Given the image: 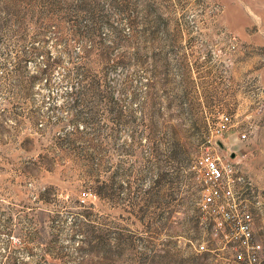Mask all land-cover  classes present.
Returning a JSON list of instances; mask_svg holds the SVG:
<instances>
[{
	"label": "rangeland",
	"instance_id": "1",
	"mask_svg": "<svg viewBox=\"0 0 264 264\" xmlns=\"http://www.w3.org/2000/svg\"><path fill=\"white\" fill-rule=\"evenodd\" d=\"M78 1L0 0V264H228L231 229L199 206L205 152L243 178L234 197L264 264V0H114L136 29L111 0H84L123 43L106 25L73 34ZM77 66L100 94L76 120Z\"/></svg>",
	"mask_w": 264,
	"mask_h": 264
},
{
	"label": "built area",
	"instance_id": "2",
	"mask_svg": "<svg viewBox=\"0 0 264 264\" xmlns=\"http://www.w3.org/2000/svg\"><path fill=\"white\" fill-rule=\"evenodd\" d=\"M230 123L228 114H220L216 134L221 135ZM197 166L203 171L200 182L204 194L200 208L208 213V208L212 209V226L216 233H223L227 227L231 229L229 239L234 245L228 264H258L262 246L254 238L251 210L234 197L236 183L243 180L237 175L234 162L217 153L205 152L199 156Z\"/></svg>",
	"mask_w": 264,
	"mask_h": 264
},
{
	"label": "trees",
	"instance_id": "3",
	"mask_svg": "<svg viewBox=\"0 0 264 264\" xmlns=\"http://www.w3.org/2000/svg\"><path fill=\"white\" fill-rule=\"evenodd\" d=\"M109 6L111 8H114V10L119 11L121 14H124L123 17L126 19L127 23L133 28L136 29V27L139 25L140 20L138 19V16L131 15L130 12V6L127 4H115L114 0H111L109 3ZM74 11L76 14L74 16L69 17L66 19L64 22L68 23L70 25V28L73 31V34L76 36L82 38V39H92L97 30L99 29L100 25H106L111 28L113 32V37L115 39L116 43H123L124 42V37L116 29V27L113 26L112 22L110 21V17L107 14H100L97 12V8L95 5H92L90 2H86L84 0H79L77 3L73 5ZM118 8V9H117ZM132 11V10H131ZM8 19L5 20H0V31L7 25ZM27 57H29V52L26 53ZM47 61L48 65L46 66V74L51 70V65L55 63V60H51V56H47ZM119 62H122V60H119ZM141 62V61H140ZM22 67L19 63H13V71L17 72L19 68ZM76 72L81 76V80L83 83H81L80 87L77 89H71L70 91L67 92V98L70 100V102L66 105V108L70 110L73 114L74 117L77 118L82 112V109H79V104L82 103L86 98H88L91 95L94 94H100L99 90V80L96 79V76L89 74L88 70H82L81 67L77 66L75 67ZM82 70V71H81ZM36 76H34L35 78ZM111 111L116 115L115 117L121 118L122 113L117 112L115 109H111ZM64 136L62 140L69 142L68 146H59L60 149H74L72 144L74 143L73 139ZM177 159L180 160L182 155L175 156ZM55 217H53L54 219ZM86 217H82L80 219L78 224H74L76 226H81L84 227L86 224H88L89 220L86 219ZM71 220L73 223L75 222L76 218L72 216ZM87 222V223H86ZM90 223V222H89ZM86 232V228L84 230ZM87 232H92V230H88ZM95 238V236H94ZM116 245L120 246L121 245V240L120 238L116 237Z\"/></svg>",
	"mask_w": 264,
	"mask_h": 264
}]
</instances>
